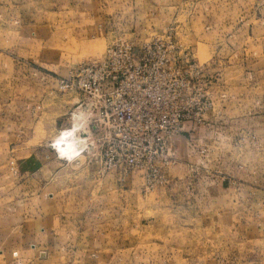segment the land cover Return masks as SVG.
<instances>
[{
    "label": "rangeland",
    "instance_id": "obj_1",
    "mask_svg": "<svg viewBox=\"0 0 264 264\" xmlns=\"http://www.w3.org/2000/svg\"><path fill=\"white\" fill-rule=\"evenodd\" d=\"M166 30L202 67L200 123L166 183L144 192L140 171L122 181L101 167L83 95L58 81ZM67 130L73 159L52 148L57 159L37 162ZM41 222L63 226L57 248L30 231ZM21 254L264 264V0H0V264Z\"/></svg>",
    "mask_w": 264,
    "mask_h": 264
},
{
    "label": "built area",
    "instance_id": "obj_2",
    "mask_svg": "<svg viewBox=\"0 0 264 264\" xmlns=\"http://www.w3.org/2000/svg\"><path fill=\"white\" fill-rule=\"evenodd\" d=\"M202 67L170 30L148 40H119L97 61L58 81L84 99L100 145V165L124 181L140 171L144 192L166 183L172 139L200 123Z\"/></svg>",
    "mask_w": 264,
    "mask_h": 264
},
{
    "label": "crops",
    "instance_id": "obj_3",
    "mask_svg": "<svg viewBox=\"0 0 264 264\" xmlns=\"http://www.w3.org/2000/svg\"><path fill=\"white\" fill-rule=\"evenodd\" d=\"M92 130H93V126H92ZM196 132H197V130L195 131V129L192 130L191 132L187 131V132L183 133L182 135H178V136H176V137H174L172 139L171 148H170V155L175 161H179L180 160V149H181V146H182L181 144L183 142H185V140L186 141L189 140V138H191L194 134H196ZM52 148L53 147H50V148L48 147L47 149L46 148L45 149H41V151L44 152V155L41 156V157H38V161L37 162H39V163H47V164L51 163V161L48 163L47 158L49 159V156H47L45 154L46 153L51 154V151L54 150ZM33 150H35V149H33ZM38 151H39V149H38ZM53 152H55L54 157H53V160H54V159H57L58 157H56L57 156L56 155L57 152L55 150ZM115 173L118 176V178H120L119 173L116 172V171H115ZM38 190H39V188H38ZM36 195H37V198H40V199H44L47 196V194H45L43 189H40L36 193ZM43 209H44V206L42 207L41 210H43ZM37 211H38V215H41L40 208L37 209ZM47 214H50V213L49 212H45L44 213V215H47ZM62 227L63 226H61V225H49V224H45V223L41 222V223H39L37 225H34V228H32V230H30V231L33 232V233H36L37 240H39V237L43 238V240H42L43 243L41 244V247H45V243H46L47 245H49L48 247H50V248H52V247L53 248H57L58 245L61 244V241L59 239L60 237H58V236L55 237V232L59 233L62 230L61 229ZM51 233H52V237L49 236ZM31 237H32V235H31ZM50 239H51V241H50ZM60 247H62V246H60ZM16 257L17 258L10 259L9 260V264H45V263L52 264L53 262L66 263V262H70L71 261V260L61 261L60 260V258H61L60 256L57 257V258H54L53 260H50V261H44V259H40L39 256H37V255H32V256H28L27 255L25 257L24 255L21 254V255L16 256Z\"/></svg>",
    "mask_w": 264,
    "mask_h": 264
},
{
    "label": "bare ground",
    "instance_id": "obj_4",
    "mask_svg": "<svg viewBox=\"0 0 264 264\" xmlns=\"http://www.w3.org/2000/svg\"><path fill=\"white\" fill-rule=\"evenodd\" d=\"M79 129V128H78ZM67 131L61 132L53 141L51 146L63 157L73 159L72 157L79 152L77 140L68 136Z\"/></svg>",
    "mask_w": 264,
    "mask_h": 264
}]
</instances>
